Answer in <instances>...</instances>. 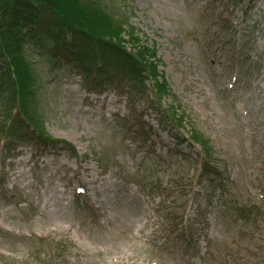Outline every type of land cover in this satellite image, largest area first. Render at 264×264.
Instances as JSON below:
<instances>
[{"label": "rangeland", "instance_id": "374dc122", "mask_svg": "<svg viewBox=\"0 0 264 264\" xmlns=\"http://www.w3.org/2000/svg\"><path fill=\"white\" fill-rule=\"evenodd\" d=\"M105 3L155 52L167 92L153 103L156 81L142 93L112 70L90 83L69 49L52 52L54 16H41L25 49L37 78L34 119L50 138L16 139L28 126L14 119L0 132V264H241L244 249L226 257L239 240L227 194L205 180L182 182L190 184L178 203L188 232L179 246L159 216L161 195L142 186L174 178L175 159L204 149L188 143L203 134L226 183L239 194L264 188V0ZM161 105L181 116L179 128ZM144 126L151 139L141 142Z\"/></svg>", "mask_w": 264, "mask_h": 264}, {"label": "trees", "instance_id": "16d2710c", "mask_svg": "<svg viewBox=\"0 0 264 264\" xmlns=\"http://www.w3.org/2000/svg\"><path fill=\"white\" fill-rule=\"evenodd\" d=\"M44 13H51L54 16L50 34L53 42L52 52L54 49H57L56 51L69 49L70 55H76L75 62L81 66L90 83H94L91 78L98 70L104 73L112 70L115 74L113 78L126 80L122 83L123 85L131 83L142 93L147 90L146 80L156 81L157 93L152 87L150 101L156 103L164 97L168 83L165 78H159L160 72L155 52L140 40L135 27L130 26L129 29H125L126 21L119 19L105 0H0V75H3L0 78V100L2 93L5 92V86H12L13 89L9 88L6 93L14 102L13 107L6 110L7 113L4 112L6 105L3 107L4 111H0L2 134L10 131L11 122L14 119V122L17 120L28 126V130L22 131L21 134L16 133V139L33 140L32 133L43 138H50L43 128V118L39 116L34 119L38 108L36 106L37 78L35 68L25 49L27 40L36 39V31ZM221 19V17L218 18L219 21ZM229 23L230 20L227 21V25ZM224 25L226 26V22ZM72 41H77L79 45L72 46L70 44ZM66 44L68 47H65ZM56 55H49V57L54 58ZM132 91L134 96L139 94L135 89ZM161 111L168 113L171 110L164 109L161 105ZM4 113L9 117L2 118ZM177 114L172 111L170 120L173 122L182 120ZM137 131L140 132V129L138 128ZM146 136L144 128L136 138L145 142ZM3 138L5 137L1 136L0 140ZM191 139L203 145L204 149H201L200 154H196V157L182 154L175 159L177 174L174 178L170 177L167 181L158 184L151 180V184L143 186L161 195L160 218L165 223L171 224L169 228L177 232L174 239L179 246H182L186 241L188 226L180 223L184 214L179 212L178 203L181 200V194L186 192L190 185L189 181L182 182L205 180L208 188L227 194L225 200L232 203L233 209L228 211V215L230 219L239 222L237 232L239 240L226 257L231 259L236 254H242L244 249L248 253L245 256L242 255L241 264H264V243L254 246L257 241L264 242V188L258 186L259 193L248 190L239 194L233 186L226 183L217 165L207 159L208 140L204 135H193ZM201 157L204 162H201ZM193 159L201 163L200 174H191ZM183 165L185 168L179 171ZM254 184L253 176L250 188ZM251 195L255 196L251 198Z\"/></svg>", "mask_w": 264, "mask_h": 264}]
</instances>
